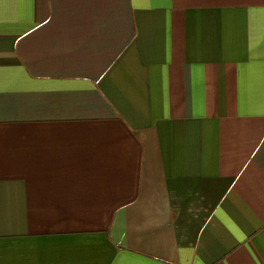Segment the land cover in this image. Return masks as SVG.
Returning <instances> with one entry per match:
<instances>
[{
	"label": "crops",
	"instance_id": "0c3cea01",
	"mask_svg": "<svg viewBox=\"0 0 264 264\" xmlns=\"http://www.w3.org/2000/svg\"><path fill=\"white\" fill-rule=\"evenodd\" d=\"M0 264H264V0H0Z\"/></svg>",
	"mask_w": 264,
	"mask_h": 264
}]
</instances>
